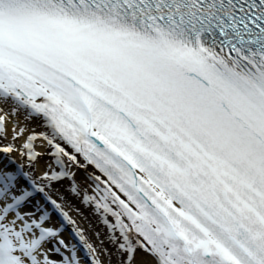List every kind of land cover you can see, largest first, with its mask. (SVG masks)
I'll use <instances>...</instances> for the list:
<instances>
[{
    "label": "snow or ice",
    "instance_id": "obj_1",
    "mask_svg": "<svg viewBox=\"0 0 264 264\" xmlns=\"http://www.w3.org/2000/svg\"><path fill=\"white\" fill-rule=\"evenodd\" d=\"M9 122L0 264H264V0H0Z\"/></svg>",
    "mask_w": 264,
    "mask_h": 264
},
{
    "label": "bare ground",
    "instance_id": "obj_2",
    "mask_svg": "<svg viewBox=\"0 0 264 264\" xmlns=\"http://www.w3.org/2000/svg\"><path fill=\"white\" fill-rule=\"evenodd\" d=\"M7 107V106H5ZM13 119H15L17 121V123H22L23 122V114L21 113L20 115H17L16 117H14ZM35 122H29L27 123V127L29 129H31L33 127V124ZM6 130H7V136H8V140H0V143H8L9 140H11V136H12V124L9 122L6 124ZM36 131H41L40 128H37ZM28 132H25L24 136H27ZM23 137H21L20 140L16 141V144H22L23 143ZM12 156L15 160H17L18 162H22L21 161V157L17 154V153H12ZM37 174H39V169H37ZM71 200V198H70ZM71 204L72 206L67 208L66 210L69 211L70 215L72 216V218L74 220H76V224L79 228L85 229V234L86 236L90 239V241L96 245V247L98 249H102L104 247H108L107 243L101 245L96 237L93 235V233L97 230H99L101 232V236L100 239L104 238V233H103V229L98 228L97 223H96V219L92 216L89 215L88 211L86 209H81L82 215H78L77 212L75 211L76 207H79V204L77 201L75 200H71ZM71 227V226H70ZM70 227L67 228L66 231H70ZM67 234V233H66ZM63 236V235H62ZM71 239L75 242V238L71 237L68 238V240ZM109 251H111V249H109ZM78 254H81V251L78 252ZM101 259L104 261V264H109V257L107 256H101ZM115 260L116 257H112V264H115Z\"/></svg>",
    "mask_w": 264,
    "mask_h": 264
}]
</instances>
